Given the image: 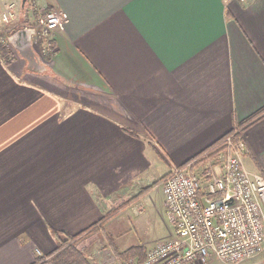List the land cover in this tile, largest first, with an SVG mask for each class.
<instances>
[{
	"label": "crops",
	"instance_id": "0c3cea01",
	"mask_svg": "<svg viewBox=\"0 0 264 264\" xmlns=\"http://www.w3.org/2000/svg\"><path fill=\"white\" fill-rule=\"evenodd\" d=\"M40 3L69 14L47 71L0 55V264H50L112 211L140 215L157 168L156 181L264 107V0ZM244 139L264 172V116ZM164 221L141 246L168 237Z\"/></svg>",
	"mask_w": 264,
	"mask_h": 264
},
{
	"label": "built area",
	"instance_id": "2783aa9c",
	"mask_svg": "<svg viewBox=\"0 0 264 264\" xmlns=\"http://www.w3.org/2000/svg\"><path fill=\"white\" fill-rule=\"evenodd\" d=\"M246 1V0H239ZM21 11V6H20ZM18 16L17 2L0 0V23ZM69 19L59 8L41 11L32 23V44L46 60L48 39ZM9 32L0 28V42ZM214 150L203 157L205 180L192 172V164L171 163L169 173L159 182L164 193V216L170 224L168 237L147 249L145 258H129L127 264H245L264 254V175L245 163L244 133L235 129Z\"/></svg>",
	"mask_w": 264,
	"mask_h": 264
},
{
	"label": "rangeland",
	"instance_id": "374dc122",
	"mask_svg": "<svg viewBox=\"0 0 264 264\" xmlns=\"http://www.w3.org/2000/svg\"><path fill=\"white\" fill-rule=\"evenodd\" d=\"M13 1L17 2L18 16L10 23H0L1 31L4 30L6 32H9L14 25H16L14 27L15 29H19L22 24L32 23V21L34 20V16H36V13L39 10L45 11L48 7L45 4L40 3V0H27L26 7L28 8L25 10L21 9L20 11L22 0H12V2ZM49 38L50 37L45 38L48 39L47 43L49 42ZM48 53L49 50L47 54ZM14 54L16 56L17 51H14ZM159 173L160 170L159 168H157L156 172L148 177L147 184L150 185L149 188H154L151 191L149 189L144 190L145 192L143 194L145 196L143 199L144 203L142 204L145 210L143 213L137 215L133 210H129L127 212V209L125 210L126 212H117L116 217L114 219L111 218L113 219L111 223L105 226V232L102 229H96L91 232L93 234H86V236L89 237L85 244L82 243L81 240L76 245V249L78 251H81V253L87 257L89 262H91L92 264H118V259L115 255L116 251H124L132 246H139L143 243H146L147 241L154 238L155 233L159 234L164 230V228H167L165 227V216L161 208L163 188L162 186H158V184L160 185V183L153 185ZM130 200H132V198ZM130 200H128L125 204H128ZM125 208L127 207H123V209ZM96 233L99 235V237ZM76 253L77 252L74 250V256H76ZM131 258H136L138 261H140V258L138 257ZM262 258H264V254L262 255ZM128 259L122 262H118L127 264ZM66 260L69 262V260H71V257L66 258ZM77 262L78 264H83L84 260Z\"/></svg>",
	"mask_w": 264,
	"mask_h": 264
},
{
	"label": "trees",
	"instance_id": "16d2710c",
	"mask_svg": "<svg viewBox=\"0 0 264 264\" xmlns=\"http://www.w3.org/2000/svg\"><path fill=\"white\" fill-rule=\"evenodd\" d=\"M27 8L28 7H26V9ZM52 8L53 7L48 6L46 8V10H51ZM53 47L54 46L50 44V48L53 49ZM14 51H16V50L14 49V47L9 42H7V43L0 42V55H1V57L4 59V61L7 64H11L13 62V60L15 58ZM263 116H264V107H262L261 109L257 110L255 113H253L252 115H250L246 119L242 120L238 124V126L234 127L233 130L240 129V134H243L246 128H248L251 124H253L257 120H259ZM224 138H222V140L217 142L218 144H214L208 149V152H210L211 150L215 151L214 154L211 155L212 157H215L216 154L219 152V150H221L223 148V140H224ZM203 155L204 154H200V155L194 157L192 160L188 161L184 165H187L189 163H194V164H196L198 166L200 164L206 165V160L203 157ZM205 172H206V170H205ZM260 172L264 175L263 171H260ZM160 181L161 180L155 181V183L153 185L158 184ZM147 189H150L149 186L144 188L143 190H141L139 192L138 196L143 194L145 192L144 190H147ZM119 209H116V210L112 211L111 213L107 214L106 216H104L102 218V220H100L98 223L93 224L92 226H90V228H88L84 232H82L80 234H77V235H74V236H70V238L67 237L65 239V242L67 243V245L69 247L66 248L65 250H62L60 252V250L63 248V244H64L62 242L63 244H60V246H58L59 252L54 255V258H52V260H51L52 262L50 261L51 262L50 264H78L77 261H82V260L87 262V264H92L91 262L88 261L87 257L84 254L81 253V251H78L76 249V245L81 241V239H82V237L84 235H86L88 233H91V232H93L96 229H98V230L104 229L105 225L108 223V221L111 218H113L117 214ZM74 250L77 252L76 256H74ZM146 251H147V249L144 246L139 245V246H132V247H130V248L124 250V251H116L115 255H116V257H117L119 262L125 261V260H127L128 258H131V257H138V258H140V260H143L145 258V255H146ZM68 257H71V260H69V262L66 260V258H68ZM119 262H118V264H122V263H119ZM39 264H47V263L39 261Z\"/></svg>",
	"mask_w": 264,
	"mask_h": 264
},
{
	"label": "water",
	"instance_id": "95a60500",
	"mask_svg": "<svg viewBox=\"0 0 264 264\" xmlns=\"http://www.w3.org/2000/svg\"><path fill=\"white\" fill-rule=\"evenodd\" d=\"M27 0H22L21 9H26ZM35 33L33 27H22L14 29L8 37V42L27 59L29 65L34 66L39 72L47 71V66L41 61L32 44V34Z\"/></svg>",
	"mask_w": 264,
	"mask_h": 264
}]
</instances>
